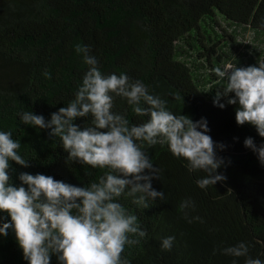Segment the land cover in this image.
Masks as SVG:
<instances>
[{"label": "trees", "instance_id": "obj_1", "mask_svg": "<svg viewBox=\"0 0 264 264\" xmlns=\"http://www.w3.org/2000/svg\"><path fill=\"white\" fill-rule=\"evenodd\" d=\"M219 18L264 37V0H0V131H10L21 143L19 154L30 160L27 168L12 163L14 184L19 185L22 172L76 186L103 175L105 170L69 162L59 137L26 126L20 118L32 111L48 121L75 98L89 70L75 46H89L105 75L123 73L140 80L173 114L205 119L217 156L224 159L217 171L226 180L201 189L196 181L205 172H190L188 161L174 156L166 143L138 142L160 169L152 187L165 198L149 200L148 209L134 204L127 189L118 198L147 232L138 245L126 246L122 257L130 264H245V257L222 254L224 248L245 242L249 256L264 264V165L244 146L246 138L257 147L264 138L251 125H237L236 106L228 105V98L219 101L223 109L214 106L215 92L223 90L226 80L213 73L206 90L196 63L185 58L188 45L211 66V61L226 62V44L219 46L220 39L234 36L216 31ZM255 52L257 59H242L240 67L264 62V50ZM112 111L134 124L148 119L137 116L122 97H114ZM74 123L83 129L89 119ZM185 200L194 207L182 211ZM9 221L0 213V224ZM169 236L175 238L172 248L164 250L162 239ZM0 264H28L11 229L0 236ZM51 264H58L55 255Z\"/></svg>", "mask_w": 264, "mask_h": 264}, {"label": "clouds", "instance_id": "obj_2", "mask_svg": "<svg viewBox=\"0 0 264 264\" xmlns=\"http://www.w3.org/2000/svg\"><path fill=\"white\" fill-rule=\"evenodd\" d=\"M75 51L89 66L75 98L52 113L48 121L32 111L23 112L20 118L26 126L47 129L50 137H59L69 162L105 171L84 186L22 172L16 185L12 163L27 168L30 160L19 154L21 143L10 131H0V213L10 217L9 222L0 224V236L6 237L11 229L28 264H51L53 255L58 264H130L122 253L126 246L138 245L147 232L118 198L127 189V195L134 197L132 202L144 209L150 208L149 200L165 198L163 191L152 187V181L159 180L160 169L138 142L166 143L174 156L188 161L190 172H205L207 175L196 181L201 189L226 180L217 171L224 159L217 156L218 146L208 134L205 119L193 121L173 114L166 101L150 94L140 80L132 81L123 73L105 75L89 46L77 44ZM214 71L226 80L223 90L215 92L214 106L223 109L225 104L219 101L228 98L227 104L236 106L237 125H251L264 138V62L247 67L229 65L223 70L216 67ZM44 76L51 78L47 71ZM229 94L234 96L229 98ZM114 97L126 98L137 116L148 119L134 124L125 114L114 113ZM78 118H88L89 123L82 129L74 123ZM244 146L264 165V145L257 147L249 137ZM85 175L92 173L85 170ZM189 207H194L191 200L180 204L182 211ZM174 239L163 238L162 249L171 250ZM222 254L245 257V264H261L260 259L249 256L245 242L224 248Z\"/></svg>", "mask_w": 264, "mask_h": 264}, {"label": "rangeland", "instance_id": "obj_3", "mask_svg": "<svg viewBox=\"0 0 264 264\" xmlns=\"http://www.w3.org/2000/svg\"><path fill=\"white\" fill-rule=\"evenodd\" d=\"M220 26H217L216 31L222 34V29L228 31L233 34V39H229L228 37H224L220 39L219 46H223L226 44L225 52L227 53L225 59L226 62L220 65H216L215 62L211 61L212 65L207 62L205 57L199 56V50L190 46H186L188 54L186 55V59H188L192 64L196 63V67L199 69V74L203 77L204 84L206 86V90L209 89V84L206 81L212 79V74H215L214 69L216 67H221V69L227 68L229 65L240 67V61L242 59H248L250 56H254V59H257V54L255 51L262 52L264 50V37L258 35L255 31L250 29L243 28H234V26H230L228 22L224 19H218ZM214 37V36H213ZM212 37V39H214ZM212 44V43H210ZM199 51V52H198ZM212 81V80H211Z\"/></svg>", "mask_w": 264, "mask_h": 264}]
</instances>
